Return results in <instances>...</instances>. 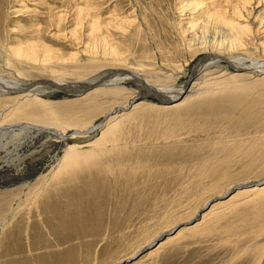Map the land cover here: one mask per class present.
Masks as SVG:
<instances>
[{
  "label": "rangeland",
  "instance_id": "1",
  "mask_svg": "<svg viewBox=\"0 0 264 264\" xmlns=\"http://www.w3.org/2000/svg\"><path fill=\"white\" fill-rule=\"evenodd\" d=\"M189 1L0 0V52L4 45L15 47L26 41L38 23L51 34L56 33L51 16L58 14L63 15L60 26H57L61 32H57L56 37L46 32L42 40L56 50L55 53L67 55H64L65 58L75 53L79 55L73 57H79L69 59V63H65L68 59L62 60L63 71L58 70L50 75L36 74L40 75L39 78L33 76V80L28 79L29 84L44 81L42 86L45 88L49 80L76 86L77 82L91 81L107 71L126 70L150 78L155 85L157 81L156 87L163 86L162 80L165 79L169 81L165 80V84L170 83L168 86H177L189 81L198 63L196 58H185L179 52L183 44L179 24H186L187 18L181 17L177 8L181 2ZM230 1L234 5L250 1L249 4L255 6L257 0ZM260 1L263 4L260 10L264 11V0ZM86 7L103 22L117 25L125 21L124 31L108 32V43L114 44L118 51L116 59L83 54L81 49L86 48L85 42L94 43L99 54L102 51L100 40L88 38L85 41L84 28L75 21L76 10H86ZM52 8L53 13L49 11ZM85 30L88 31L87 28ZM63 33H66V38ZM70 37L75 40L77 37L78 40L75 42ZM70 45L73 47L70 48ZM252 57L264 60L263 53L254 52ZM176 66L183 70L175 75L177 80H174L169 75ZM14 73L9 68L0 69V76L10 81L25 79ZM258 80L250 79V82ZM122 87L130 93L136 91L142 94L135 83L127 82ZM38 88L46 93L41 98L50 107L48 109L67 120L75 116L98 123L106 112L113 107L126 105L131 98V94H115L112 97L105 95L83 99L84 95L76 97L63 90ZM190 90L191 87L184 94L188 95ZM2 99L10 102L7 110L11 111L14 99L9 96ZM19 99V106H24L29 100L23 97ZM216 101V98H210L197 107L192 102L176 111L179 113L176 117L163 107H139L123 120L116 148L110 146V138H106L87 160L77 161L62 173L53 172H56L58 160L62 158L67 145L74 143L72 138L62 141L57 134L41 133L31 141L27 136L23 145L16 148L12 155H1L0 198L5 196L2 201L8 203L13 200L16 208L24 207L20 208L18 219L28 228L30 242L33 239L31 248L24 249L18 264H116L123 260L125 264H133L159 246L137 258L162 232L172 228L177 229V233L184 228L193 229L201 221L199 215L211 209L214 210L212 215L198 227L199 230L207 226L211 229L210 234L181 238L157 256L148 257L142 264H264V218L255 227L242 226L241 232L226 230L233 223L236 226L240 213L251 221L253 214L246 212V207L256 200L263 204L264 196L255 199L244 192L252 187H244L238 188L224 200V196L229 195L236 186L264 179V85L240 92L230 101ZM147 102L157 106L173 103L165 101L162 104L148 95L139 97L135 104ZM95 104L102 105L101 112L90 118L88 108ZM26 106L31 107L30 103ZM166 112H169V117L165 116ZM16 121L21 120L19 117H0V124ZM66 132L69 137L74 129ZM100 137L99 132L92 139L79 140L80 146L84 145L82 151L91 150L88 144ZM17 144H11L10 149L14 150ZM253 144L260 158H240L247 154ZM106 148L109 151H105L104 155L98 154ZM234 149L236 152H233ZM43 181H48V184L40 191L37 203L28 206L26 198H30L29 195L35 190L39 191ZM9 193L15 198H11ZM16 194L19 195L17 199ZM208 204L212 206L206 211L204 209ZM198 216L200 219L197 221ZM188 221L190 223L185 224ZM32 225L36 230L33 234ZM8 231L4 230V233L7 232V235ZM23 234H27V231ZM166 235L172 236L170 233ZM62 253H65L64 259H59Z\"/></svg>",
  "mask_w": 264,
  "mask_h": 264
},
{
  "label": "bare ground",
  "instance_id": "2",
  "mask_svg": "<svg viewBox=\"0 0 264 264\" xmlns=\"http://www.w3.org/2000/svg\"><path fill=\"white\" fill-rule=\"evenodd\" d=\"M182 2L178 4L179 8L177 9L179 10V14L181 17L187 18V23L179 24V28H180L179 31H181L183 35V42H182L183 44L181 45L179 52H182V54L185 55V58L186 56L196 58V60H198V63L195 65V68L192 72V75L189 78V81L181 83L180 85L177 86H173V85L168 86L170 83L168 85L165 84L166 82H169L167 81V79H165L166 80L165 83H164L165 80L164 81L162 80V78L164 79L166 75L160 78V80H162L163 82V86L159 85L160 87L159 86L156 87L157 81L155 85L154 83H152L153 80L151 81L150 78L147 79V77L142 76L138 72H130L126 70L118 72L113 70V71H107L103 73L104 75L101 74L99 75V77L92 79L91 81L86 80L84 83L77 82L76 86H74L73 84L70 85V83H66V82L47 80L46 83L48 85L47 87L44 86L45 88H43L42 85L44 81H41L36 84H32L33 83L32 81V83L29 84L30 78L31 80H33L32 78L33 76L35 78L36 77L39 78L40 75L38 76L36 74L48 73V75H50L52 73H57L58 70L63 71L64 67L62 66L64 65V63L62 62V60L66 61L68 59L65 62L67 63L69 59L75 58L73 56L74 55L76 56L77 53L73 55L70 54L69 58H65L67 57V55L65 54L61 53L62 54L61 56L60 53L58 54L55 53L57 51L56 50L54 51L52 47L48 46L46 42L42 40V36L46 32H49V30L47 28H43V26L40 27L39 23L34 28L33 32H31L29 38L26 41L21 42L18 46L15 47H13L12 45L8 47H6L7 45L2 46L0 52V69L3 68L12 69L16 74L23 77L22 79H24L25 77L26 81L25 79L23 81H19V78L18 80L14 79L16 81H10L5 77H3V75L0 76V114H1L0 117L2 118L4 116L5 117L12 116L13 118L19 117L21 120L20 122L16 121V123H12V124H4L5 122L0 124V156L3 154L12 155V152L17 150L16 148L21 147L23 145L27 136H30L31 141L34 140L35 136L41 133L57 134V137L62 141H68L70 140V138H72V140H75L74 143L71 145L69 144L67 145L62 158L58 160L57 167L55 168L56 172H53V173H62L63 171H66L68 166H71L77 161L87 160L88 157L94 154L97 148H99L100 145L103 144L106 138L107 139L110 138V142H108V144H110V146H112L113 148H116L117 147L116 143L118 142V137H120V132H121L120 127L123 123V120L130 117V115H132V112H134L139 107L144 108L146 106L152 109L156 107L158 108L163 107V109L169 111L173 117H176L179 114L176 111L180 110L181 108L185 107L186 105L192 102H194V107L201 105L204 100H208L210 98L211 99L216 98L217 100L216 102L224 103L226 101H230V98L236 97L237 94H239L240 92L248 91L251 88L255 89L259 86H263L264 60L261 61L258 60L257 58L252 57L254 52L255 53L259 52L264 54V11L260 10L261 6H263L262 2L260 0L255 1L256 2L255 6H251L249 4L250 1L249 3L246 2L242 4L237 2V4L235 5L230 0H190L188 3H182ZM53 10H54L53 8L49 9L51 13L54 12ZM62 16L63 15H58V14L57 16L54 15L51 16V20H53V22L55 23L54 27H56V33L53 34H51L50 32L47 33L51 37H56L58 36L57 32H61V29L59 30V27L57 26H60V23L63 20ZM75 17H76L75 20L76 23H80L81 27L84 28L83 36L85 38V41H88L86 40L88 38L90 39L92 38L94 40L96 39V41L100 40L99 42L101 43L102 46V47L100 46L102 48V51L100 49L101 54H99L94 43H92L93 45H91L89 42H85V44H87L86 48L85 46H83V48L85 49H81L83 50L82 51L83 54L88 57L91 55H94L96 57L102 55L101 56L102 59H106V58L116 59L118 55V51L116 50V48H114L115 46L114 44L112 46V44L110 45V43H108V37H109L108 32L109 31L116 32L118 30L124 31L125 21L124 23L120 21L117 25L116 24L113 25L110 22H103L99 19L98 16H93L89 12L88 7H86V10L77 9ZM85 28H87L88 31H86ZM76 32L77 31L74 29L73 33L75 35L77 34ZM66 33L65 34L63 33L65 35V38L67 36ZM75 38L76 40L74 38L73 39L76 42L78 39L77 37ZM261 38L263 39V41ZM91 40L90 42H92ZM100 43L98 45H100ZM71 47L73 46L70 45V48ZM78 47H74V48H78ZM82 52H81V56H82ZM251 54L252 56H250ZM77 55H79V53ZM78 57H76L75 59H77ZM181 70H183V68L180 66L173 67V69L171 70L172 74L169 75V77L171 78L173 77L174 80H177L175 75H177V73L180 72ZM8 76H10V74ZM167 77L168 76H166V78ZM257 78L260 79L258 80V82H254V81L250 82V79H257ZM174 80L172 82H174ZM192 81L194 82L192 83ZM127 82L135 83L136 86L140 88L139 91L142 94L137 93L136 91H133L132 93L128 92V90L122 87ZM164 84L167 86H165ZM38 86L41 87L42 89L48 88V89H53L54 91L63 90L65 92H68L69 95L72 96L74 95L76 97L84 95L82 97L83 99L100 97L105 95L112 97L115 94L118 95L131 94L130 95L131 98L129 97L130 100L127 101L126 105L115 108L113 107V109L111 107L112 110L106 113L103 112L105 114L98 123L95 121L88 122L89 119L83 120L80 117H75V116L74 119L67 120L63 118L60 114L52 112V110L48 109L50 107H48L46 102L41 98L43 97V94L45 92L43 93V90L39 89ZM95 87H98V89L97 88L95 89ZM190 87L191 90L189 94L188 95L184 94L185 91ZM51 91L52 90H50V92ZM86 91L89 92L87 93ZM148 95L154 97L157 101L163 102L162 104H165L164 103L165 101L167 102L172 101L173 103L169 102V104L167 105L165 104L164 106H157L151 102L135 104L137 99H139V97L141 96L146 97ZM7 96L11 97V99H14L15 103L16 102L21 103L20 101H17V99H19L20 97H23L24 100L29 99L26 100V103L27 104L30 103L31 107L26 106L27 104H25L24 106H19V103L18 105L14 106L15 103L12 101L11 103H13L14 105L10 106L12 110L9 111L7 110V106L10 105L9 104L10 102H8L11 101L9 100L10 98L9 99L7 98L8 100L7 102H4V100L2 99V97H7ZM101 109H102V105L100 104H95L92 107H89L88 116H90L91 118L92 116H94V114L101 112ZM169 112L164 113L166 117L170 115L168 114ZM69 129H74V132L68 137L66 131H68ZM99 132L101 134V137L96 141L88 144V146L91 147V150L82 151L84 145L80 146L79 140L92 139ZM15 142L18 143L17 144L18 146H16L14 150L10 149L9 146L11 144H14ZM105 151H109V149L106 148L98 152V154L104 155ZM255 151H256V145L253 144L248 149L247 154L240 156V158L243 159L245 157H250L251 160L260 158L259 155L255 153ZM233 152H236V150L234 149ZM263 180L255 181V182H261ZM47 184L48 181L42 183L41 189L39 191H37L38 190L37 189L34 191V193L32 192L31 195L28 194L30 197V198L28 197L26 198L28 200L27 201L28 206L32 207L37 203L38 201L37 199L40 191H43L47 186ZM244 192H246V194L249 193V195H253L255 199H259V197L263 198L264 185L253 186L251 189L245 190ZM9 194L7 195L9 196ZM12 194L14 195L15 193L13 192ZM16 195L15 196L17 199L19 195L18 194ZM4 198L5 196L3 197V199ZM11 198H15V197H11ZM3 199L2 197L0 198L1 201ZM1 201H0V230H1L0 264H18L21 258L20 255L23 253L24 249L31 248V242H33V239L31 238L32 237L31 236L30 238L32 241L30 242L29 240L30 235L28 233L29 231L28 228L27 227L25 228L24 225L22 224L23 222L18 219L19 211L20 208L22 207L20 206H18V208L14 207L12 204L13 200L12 202L9 201V203L5 200L2 202ZM261 202L259 200H256L253 204H250L248 207H246V212H252L253 214L251 221L246 219V216L240 213L241 217H239L236 226L234 227L235 224L233 223L234 225L231 224L230 227L228 226L229 229L227 228L226 230H229L230 232H233L234 230H238V232H241L240 228L242 226L247 227L249 225L251 226L253 225L255 227L256 225H259L261 220L264 218V202L263 204ZM217 204L215 206H217ZM43 205H45V203ZM215 206H213L212 208H214ZM22 209H24V207ZM212 210L213 209H211L210 211L204 214L199 213L201 221L198 222L193 229L184 228L176 235L169 236L164 241L160 242L159 246L155 250L143 256L140 260L134 263L142 264L148 257L157 256L164 249H166L170 245L172 246L181 238L191 237L193 235L195 238L197 236H204L210 234L211 229L208 228L207 226L199 230L198 227L199 225L205 224L206 219L212 215V212L214 211ZM256 210H258L257 213H255ZM19 218H21V215L19 216ZM226 220L228 221V219ZM33 223H35V221ZM186 223H190V221L185 222V224ZM230 223L231 222H229V224ZM7 229L10 230L8 231ZM4 230L8 231L7 235H6L7 232L4 233ZM33 230H34V226H33ZM33 230L31 234H33V232H36V230L34 231ZM173 230L174 228L162 232L158 236V238L154 240V242L163 235L171 233ZM25 231H27V234L24 235L23 233Z\"/></svg>",
  "mask_w": 264,
  "mask_h": 264
},
{
  "label": "water",
  "instance_id": "3",
  "mask_svg": "<svg viewBox=\"0 0 264 264\" xmlns=\"http://www.w3.org/2000/svg\"><path fill=\"white\" fill-rule=\"evenodd\" d=\"M262 185H264V180L263 181H261V182H252V183H249V184H247V185H238V186H236L235 188H233L228 194L229 195H227V196H224L225 197V199L224 200H226V199H228L229 197H230V194L231 193H235L236 192V190L238 189V188H244V187H253V186H262ZM232 196V195H231ZM221 198H223V197H221ZM212 205H210V204H208L207 205V207L204 209V210H209L210 209V207H211ZM206 210V211H207ZM197 218V221L200 219L199 218V216L198 217H196ZM195 218V219H196ZM194 219V224L196 223L195 220ZM177 229H174L171 233H170V235H172V234H175V233H177ZM168 237V235H163L162 237H160L159 239H157L151 246H149V247H147L146 249H144L139 255H138V257L137 258H140L142 255H144L145 253H147L148 251H150V250H152V249H155L159 244H160V242H162V241H164L166 238ZM136 258V259H137ZM134 261V260H133ZM132 262V261H131Z\"/></svg>",
  "mask_w": 264,
  "mask_h": 264
},
{
  "label": "crops",
  "instance_id": "4",
  "mask_svg": "<svg viewBox=\"0 0 264 264\" xmlns=\"http://www.w3.org/2000/svg\"><path fill=\"white\" fill-rule=\"evenodd\" d=\"M64 256H65V253H62V255H59V259H64ZM48 262H50V257L48 258ZM61 263H63L62 261H61ZM126 263V261L125 260H123L122 262H118V263H116V264H125ZM50 264H54V263H52V262H50Z\"/></svg>",
  "mask_w": 264,
  "mask_h": 264
}]
</instances>
